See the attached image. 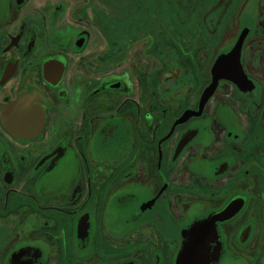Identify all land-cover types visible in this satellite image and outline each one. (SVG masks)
I'll return each mask as SVG.
<instances>
[{
    "label": "flooded vegetation",
    "instance_id": "obj_1",
    "mask_svg": "<svg viewBox=\"0 0 264 264\" xmlns=\"http://www.w3.org/2000/svg\"><path fill=\"white\" fill-rule=\"evenodd\" d=\"M53 1L0 0V264H178L215 214L216 264H264V6L230 39L246 0H170L109 41ZM244 32L253 91L221 79L201 107ZM26 95L22 138L2 109Z\"/></svg>",
    "mask_w": 264,
    "mask_h": 264
},
{
    "label": "water",
    "instance_id": "obj_2",
    "mask_svg": "<svg viewBox=\"0 0 264 264\" xmlns=\"http://www.w3.org/2000/svg\"><path fill=\"white\" fill-rule=\"evenodd\" d=\"M245 36L244 32L233 51L216 61L212 69L213 83L205 91L201 107L214 94L221 79L233 82L242 92L253 91L254 86L245 76L241 65V49ZM39 105L41 102L38 97L27 95L5 105L2 109L4 127L10 133L17 134L22 138L34 135L38 129L44 126L43 110L39 109L41 108ZM220 215L215 214L207 221L194 225L187 231L188 234L184 235V246L178 258V264L217 263L216 260L221 254L212 240L217 238L216 223L220 220ZM220 251H222L221 245Z\"/></svg>",
    "mask_w": 264,
    "mask_h": 264
},
{
    "label": "rangeland",
    "instance_id": "obj_3",
    "mask_svg": "<svg viewBox=\"0 0 264 264\" xmlns=\"http://www.w3.org/2000/svg\"><path fill=\"white\" fill-rule=\"evenodd\" d=\"M63 1L67 2L68 0H54L53 2L56 4ZM66 2L64 4H60L62 6V13L68 12L69 10L74 11V8H77V6L78 8L81 7L84 11H86L89 16L94 13L91 17L92 20L90 18L86 19L92 24L90 26L94 30L95 38L98 36L103 39H108L109 41H113L117 37H120L122 33L126 34V36L133 34L134 29L138 28L139 23L137 22L139 21H141L144 28L148 30L149 20L154 16V12H158L160 8L162 14H160L159 17L163 18L167 6H172V3L174 7V3L170 0H133V4L131 5L132 8L143 7L140 11L128 9L130 12L126 14L125 7L129 3L128 0H72V2ZM143 2H145L144 5ZM212 2L213 0L211 1V5L214 4ZM246 2H248V5L242 15H236L232 20L234 25L233 32L230 33V39H237L240 28L244 26V20L246 18H250L253 23H255V20L257 21L262 19V16L259 15V13L261 6H264V0H246L245 3ZM124 13L126 17L122 20L121 18H123ZM132 24H135L134 27H124V25L126 26ZM82 26V28L85 29L84 26H87V24H82ZM107 26L109 28H113L112 33H109ZM255 33V36L252 37L259 36L258 32ZM219 34L221 36L223 34V30H221Z\"/></svg>",
    "mask_w": 264,
    "mask_h": 264
}]
</instances>
